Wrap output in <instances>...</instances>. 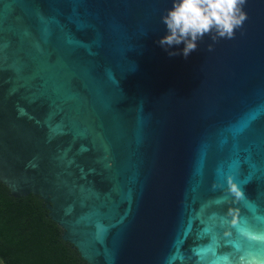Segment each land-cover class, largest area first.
Instances as JSON below:
<instances>
[{
	"label": "water",
	"instance_id": "water-1",
	"mask_svg": "<svg viewBox=\"0 0 264 264\" xmlns=\"http://www.w3.org/2000/svg\"><path fill=\"white\" fill-rule=\"evenodd\" d=\"M171 6L0 0V181L92 264H264V0L187 59Z\"/></svg>",
	"mask_w": 264,
	"mask_h": 264
},
{
	"label": "trees",
	"instance_id": "trees-1",
	"mask_svg": "<svg viewBox=\"0 0 264 264\" xmlns=\"http://www.w3.org/2000/svg\"><path fill=\"white\" fill-rule=\"evenodd\" d=\"M39 193H11L0 181V264H92L64 238Z\"/></svg>",
	"mask_w": 264,
	"mask_h": 264
},
{
	"label": "clouds",
	"instance_id": "clouds-1",
	"mask_svg": "<svg viewBox=\"0 0 264 264\" xmlns=\"http://www.w3.org/2000/svg\"><path fill=\"white\" fill-rule=\"evenodd\" d=\"M172 6L161 16L167 34L157 43L168 55L185 59L198 49V42L210 37L208 51L221 39L231 40L248 19L247 0H171ZM183 45L182 48H179ZM175 49V50H173ZM235 190V189H233Z\"/></svg>",
	"mask_w": 264,
	"mask_h": 264
}]
</instances>
